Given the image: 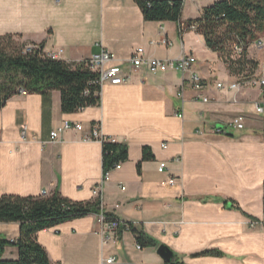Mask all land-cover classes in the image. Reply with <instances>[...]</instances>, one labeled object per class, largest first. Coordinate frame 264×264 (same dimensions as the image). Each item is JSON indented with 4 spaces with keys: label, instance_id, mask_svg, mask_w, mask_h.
<instances>
[{
    "label": "crops",
    "instance_id": "crops-1",
    "mask_svg": "<svg viewBox=\"0 0 264 264\" xmlns=\"http://www.w3.org/2000/svg\"><path fill=\"white\" fill-rule=\"evenodd\" d=\"M198 1L193 0L196 9H203L216 0ZM184 4L180 22L186 23ZM5 33L42 42L46 53L67 62L82 61L102 48L120 60L136 47L148 57L191 54L193 68L205 81L203 89L195 90L179 71L140 70L126 83L102 84L99 104L72 113L62 112L58 90L51 92L47 107L36 93L7 100L0 109V196L57 189L76 201L100 197L103 211L156 243L138 248L129 227L106 233L103 241L97 214H90L37 233L52 262L165 264L156 252L165 244L185 264H264V125L245 113L263 92L248 86L217 89V82L229 84L239 77L228 72L201 34L180 32L178 22L145 20L133 0H0V34ZM162 39L169 44L157 43ZM255 49L250 44L247 56L254 59ZM254 75L264 77V67ZM237 115L244 118L241 132L217 131V125L224 129ZM64 121L83 128L67 129L51 142L50 132ZM24 126L27 139L21 136ZM97 126L101 136L128 148V159L99 190L102 141L87 138ZM143 146L150 147L151 160L141 161ZM160 162L166 163L162 172ZM18 236V223L0 222V237ZM207 249L222 255L193 256ZM17 256L15 246L5 247V259ZM110 256L114 261L104 262Z\"/></svg>",
    "mask_w": 264,
    "mask_h": 264
},
{
    "label": "trees",
    "instance_id": "trees-1",
    "mask_svg": "<svg viewBox=\"0 0 264 264\" xmlns=\"http://www.w3.org/2000/svg\"><path fill=\"white\" fill-rule=\"evenodd\" d=\"M133 1L145 20L178 23L181 20L183 0ZM186 23L196 25V32L203 36L206 46L217 53L231 75L239 78L254 75L258 61L247 56V47L253 41L264 37V0H216L203 7L200 17L189 19ZM236 37L244 46L242 54L237 58L231 54ZM29 44L34 47L26 51L25 47ZM43 47L42 42L37 44L22 40L20 34H0V109L9 98L21 92L40 94L44 107H47L54 90L60 92L61 110L64 113L99 104L100 85L96 82L97 73L84 61L67 62L51 58ZM226 135L232 136V133L226 132ZM101 141L103 172L128 159L126 144L105 138ZM152 158L150 147L143 146L141 161ZM141 161L137 164L138 172ZM262 190L264 212V181ZM100 212L108 219L115 217L103 211L100 197L76 201L63 196L57 189L47 195H1L0 222L18 223L19 236L15 240L0 237V264H60L49 259L45 248L37 240V233L60 223L90 214L98 215ZM262 223L264 226V219ZM122 228L124 226L119 229ZM129 229L134 233L140 247L156 246L155 241L142 231L131 225ZM9 245L17 248V258L3 257L5 247ZM203 255L220 256L222 252L207 249L193 254ZM175 256L174 261L165 264H185L180 257L176 254Z\"/></svg>",
    "mask_w": 264,
    "mask_h": 264
},
{
    "label": "built area",
    "instance_id": "built-area-1",
    "mask_svg": "<svg viewBox=\"0 0 264 264\" xmlns=\"http://www.w3.org/2000/svg\"><path fill=\"white\" fill-rule=\"evenodd\" d=\"M57 2L59 0H56ZM178 30L180 32L186 30L196 31V25L194 23H178ZM237 41L232 44L231 54L232 57H239L242 54L244 46L241 42ZM152 44L156 43L151 41ZM162 45H168L169 42L166 39H162L159 42ZM261 54L262 64L264 67V37H261L251 43ZM34 47V45H26L25 50L29 51ZM51 58H57L55 53H47ZM86 65H88L93 71L97 73L96 82L102 86V84L108 82L110 84H121L126 83L130 80L132 74L137 73L140 70H144L147 74H157L163 73L168 70L179 71L182 75L184 83L188 84L195 90H201L205 86V81L201 75L193 68L196 58L194 55H188L186 53H181L176 58H157L148 57L145 55L144 49L142 47H136L130 56L124 60L118 59L114 53H112L107 48H102L98 53L91 55L90 57L82 60ZM127 68V69H126ZM141 81L145 80V76H141ZM258 87L262 90L263 96L261 99L254 101L253 111L257 114H264V77L263 76H251L248 78H239L233 83L224 84L219 81L216 83V87L219 90H237L242 87ZM24 93V92H23ZM203 102H208L209 98L206 96L200 97ZM180 117L182 114H179ZM228 128L232 130H241L244 128V118L242 115L234 116L227 124ZM82 130V125L80 123H71L70 121H64L61 125L56 127L50 132V141H57L60 134L67 129ZM227 128H219L217 131L226 134ZM23 139H27V128L24 126L21 132ZM99 138L102 140L104 137L100 134L99 126L92 130L91 135L87 138ZM32 138H35L32 135ZM106 139V138H105ZM121 167V162L115 164L113 168L102 173L100 180L96 185V190H99L101 186L110 179V173L113 169H118ZM166 163L160 162L158 166V171L162 172L165 170ZM173 180H169L172 183ZM41 195H47L46 189L40 190ZM98 221L101 224L100 234L102 235L103 241L105 239L104 235L108 232H115L121 226L129 227L128 223L121 221L117 216L110 217L109 219L106 215L100 212L98 215ZM140 248V245L137 244ZM114 261V257L110 256L104 259V262L111 263Z\"/></svg>",
    "mask_w": 264,
    "mask_h": 264
},
{
    "label": "rangeland",
    "instance_id": "rangeland-1",
    "mask_svg": "<svg viewBox=\"0 0 264 264\" xmlns=\"http://www.w3.org/2000/svg\"><path fill=\"white\" fill-rule=\"evenodd\" d=\"M198 2H200V0ZM207 2H211V1L208 0ZM201 13H202V9H196L193 0H185L184 12H183V15L185 17H187L188 19H195V18L200 17ZM252 57H254V59L258 61V67H263L261 54L257 52L256 49H255V54L252 53ZM245 109H246L245 113L252 114L253 116L257 118V121L262 120V123L264 125V114L255 113L251 105H248ZM226 128L231 130L228 127ZM241 131L242 130H238V132H241Z\"/></svg>",
    "mask_w": 264,
    "mask_h": 264
},
{
    "label": "water",
    "instance_id": "water-1",
    "mask_svg": "<svg viewBox=\"0 0 264 264\" xmlns=\"http://www.w3.org/2000/svg\"><path fill=\"white\" fill-rule=\"evenodd\" d=\"M217 127L221 128L220 125H217ZM230 205L231 203H228V206ZM156 252L164 260V262H171L176 258L175 253L165 244L158 245Z\"/></svg>",
    "mask_w": 264,
    "mask_h": 264
}]
</instances>
